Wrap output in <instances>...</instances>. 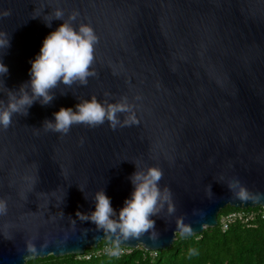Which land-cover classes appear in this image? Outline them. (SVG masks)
<instances>
[{
    "label": "water",
    "instance_id": "obj_1",
    "mask_svg": "<svg viewBox=\"0 0 264 264\" xmlns=\"http://www.w3.org/2000/svg\"><path fill=\"white\" fill-rule=\"evenodd\" d=\"M56 9L93 28L94 74L58 83L50 103L34 101L0 127V264L116 244L76 213L87 215L101 188L118 208L136 166L161 169L175 210L161 207L154 232L119 245L162 249L176 233L216 226L227 204L264 206V0H0V33L9 36L0 101L28 80L29 60L61 23ZM92 96L127 104L115 128L41 126Z\"/></svg>",
    "mask_w": 264,
    "mask_h": 264
},
{
    "label": "clouds",
    "instance_id": "obj_2",
    "mask_svg": "<svg viewBox=\"0 0 264 264\" xmlns=\"http://www.w3.org/2000/svg\"><path fill=\"white\" fill-rule=\"evenodd\" d=\"M63 15L61 10H54L52 18L60 19L61 23L42 38L38 52L29 60L28 80L8 91L7 102L0 101V127L7 128L13 113L27 114L28 107L34 101L41 105L50 103L53 99L51 89L58 83L71 84L75 80L86 83L87 77L94 74L90 70L94 59L93 45L97 40L93 28L83 22L73 25L69 21L74 18V14H70L67 21L62 19ZM51 19L44 21L46 26ZM8 46V34L0 33V50ZM7 72V65L0 61V76ZM127 107L123 100L101 103L92 96L78 100L74 107H58L52 113L53 118H45L41 126L53 132L67 133L73 124L93 127L107 121L110 127L115 128L117 113L125 111ZM161 176L162 171L158 166L149 165L143 170L136 166L128 177L132 190L118 208H113L110 197L101 188L92 195L94 206L90 212L82 215L77 211L76 215L89 220L97 229L113 234L117 247L110 254L119 255L118 245L122 241L139 237L149 230L154 232L155 221L152 216L161 207L166 205L169 213L175 210L170 190L159 184ZM238 195L246 198V191L241 188ZM4 210L5 203L0 200V212ZM181 229L182 232H190L191 225L181 224Z\"/></svg>",
    "mask_w": 264,
    "mask_h": 264
},
{
    "label": "trees",
    "instance_id": "obj_3",
    "mask_svg": "<svg viewBox=\"0 0 264 264\" xmlns=\"http://www.w3.org/2000/svg\"><path fill=\"white\" fill-rule=\"evenodd\" d=\"M236 209L239 208L225 205L218 212L216 226H207L195 234L176 233L171 245L162 249L137 246L120 255H95L99 247L110 243L101 240L96 247H86L83 253L48 254L32 257L24 264H264V220L254 226L233 222L221 229V215ZM86 253L90 254L88 258Z\"/></svg>",
    "mask_w": 264,
    "mask_h": 264
},
{
    "label": "built area",
    "instance_id": "obj_4",
    "mask_svg": "<svg viewBox=\"0 0 264 264\" xmlns=\"http://www.w3.org/2000/svg\"><path fill=\"white\" fill-rule=\"evenodd\" d=\"M259 220H264V206L255 205L253 207L239 208L231 210L219 218V224L222 230H225L229 224L233 222H240L246 226H254ZM117 247L113 243H105L95 251L96 254L111 255V250ZM119 255L130 251V247L118 245ZM89 253H86L85 257L88 258Z\"/></svg>",
    "mask_w": 264,
    "mask_h": 264
},
{
    "label": "rangeland",
    "instance_id": "obj_5",
    "mask_svg": "<svg viewBox=\"0 0 264 264\" xmlns=\"http://www.w3.org/2000/svg\"><path fill=\"white\" fill-rule=\"evenodd\" d=\"M219 216V215H218Z\"/></svg>",
    "mask_w": 264,
    "mask_h": 264
}]
</instances>
